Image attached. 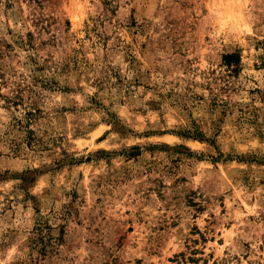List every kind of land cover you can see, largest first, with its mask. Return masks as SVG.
<instances>
[{"label":"rangeland","instance_id":"obj_1","mask_svg":"<svg viewBox=\"0 0 264 264\" xmlns=\"http://www.w3.org/2000/svg\"><path fill=\"white\" fill-rule=\"evenodd\" d=\"M222 258L264 264V0H0V264Z\"/></svg>","mask_w":264,"mask_h":264},{"label":"trees","instance_id":"obj_2","mask_svg":"<svg viewBox=\"0 0 264 264\" xmlns=\"http://www.w3.org/2000/svg\"><path fill=\"white\" fill-rule=\"evenodd\" d=\"M223 62L227 66H230L233 64H240V56L235 52L225 53V54H223ZM56 239H57V237H56ZM42 242L44 243V241H42ZM45 243L42 245L44 250H46V244ZM51 245H53V242ZM204 262H205V260L203 261V264H204ZM211 264H240V263H239V261H236V263H233L229 258H222L220 260H214Z\"/></svg>","mask_w":264,"mask_h":264}]
</instances>
